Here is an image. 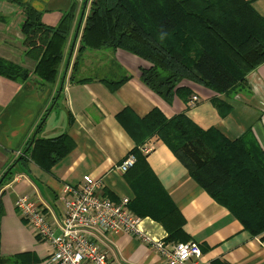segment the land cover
I'll use <instances>...</instances> for the list:
<instances>
[{
  "label": "crops",
  "instance_id": "1",
  "mask_svg": "<svg viewBox=\"0 0 264 264\" xmlns=\"http://www.w3.org/2000/svg\"><path fill=\"white\" fill-rule=\"evenodd\" d=\"M23 1L41 12L46 25H56L71 2ZM246 1L264 18V0ZM29 30L20 9L0 0V57L31 68L21 43ZM70 48V43L66 44L57 76L50 84L40 85L35 75L24 82L0 76V180L10 167L13 171L8 183L0 185V257L15 258L6 264H45L44 259L52 251L47 242L34 237L14 206L13 197L29 196L45 209L50 223H57L61 214L56 194L64 186L79 185L85 175L101 179L103 195L113 202L127 198V207L135 215L152 211L158 192H162L160 196L165 194L183 219V240L195 241L204 258L213 264H264V240L245 231L197 184L184 162L158 135L137 120L159 109L167 118L184 113L201 129L215 127L229 139L250 128L264 151V61L223 93L181 81L180 87L199 98L197 105L188 107L189 96L175 95L169 104L145 85L140 71L149 68L150 63L122 49L111 54L103 51L104 55L88 51L79 76L89 77L84 71L93 67V72H86L90 80L71 81ZM91 58L93 63L88 64ZM124 75L127 79L118 87L111 88L105 82ZM215 99L228 106L227 113L219 114ZM122 111L127 112L124 121L131 125V132L118 120ZM61 134H66L74 147L47 171L29 156L30 151L35 140ZM28 140L33 144L26 153ZM149 142L152 149L140 150V158L126 173L115 169L136 145L140 148ZM20 155L26 158L25 165L17 162ZM143 217L153 222L146 223L147 229H154L158 236L165 232L160 222L148 215ZM107 247L115 264H162L152 248L129 235L110 234Z\"/></svg>",
  "mask_w": 264,
  "mask_h": 264
},
{
  "label": "trees",
  "instance_id": "2",
  "mask_svg": "<svg viewBox=\"0 0 264 264\" xmlns=\"http://www.w3.org/2000/svg\"><path fill=\"white\" fill-rule=\"evenodd\" d=\"M2 1L18 7L30 26L22 46L33 68L0 57V76L13 81L24 82L32 74L40 85L55 80L78 9L80 21L86 10L88 13L71 81L90 80L79 78L85 52L102 50L111 54L122 49L150 63L149 68L141 69L140 79L170 104L175 95L182 98L188 93L175 89L181 78L223 93L264 61V18L246 0H71L54 26L45 25L41 12L28 2ZM126 77L107 84L118 87ZM213 104L220 115L229 110L219 100H213ZM126 113L122 111L117 117L131 132V125L124 121ZM137 120L159 136L184 162L197 184L244 230L264 240V152L250 128L238 138L229 139L215 127L201 129L184 113L167 118L159 109ZM27 142L28 147L31 141ZM138 146L132 149L136 161L141 156ZM73 147L69 137L61 134L35 140L29 156L49 171ZM17 162L25 165L26 158L20 155ZM12 174L10 167L0 185ZM161 193L154 199L152 211L135 213L160 222L168 240L186 239L181 215ZM13 259L0 257V264Z\"/></svg>",
  "mask_w": 264,
  "mask_h": 264
},
{
  "label": "built area",
  "instance_id": "3",
  "mask_svg": "<svg viewBox=\"0 0 264 264\" xmlns=\"http://www.w3.org/2000/svg\"><path fill=\"white\" fill-rule=\"evenodd\" d=\"M195 99L191 101L192 104ZM139 149L145 152L151 147L145 145ZM135 161V155L129 152L115 169L123 174ZM103 186L101 179L85 175L80 187L64 189L61 195L66 201L65 211H62V232L58 235L54 233L56 227L46 219L36 202L26 196L13 198L14 206L20 210L37 239L53 246L45 264H115L107 256L106 250L100 247L99 235L105 232L135 235L162 252L165 264H211L199 258L200 250L196 244L165 243L162 238L147 231L146 223L153 222L133 214L127 207V198L113 202L104 196Z\"/></svg>",
  "mask_w": 264,
  "mask_h": 264
},
{
  "label": "rangeland",
  "instance_id": "4",
  "mask_svg": "<svg viewBox=\"0 0 264 264\" xmlns=\"http://www.w3.org/2000/svg\"><path fill=\"white\" fill-rule=\"evenodd\" d=\"M80 2V1H79ZM31 5V4H30ZM34 9H36L35 7H34ZM37 10V9H36ZM88 13V10H86V12H85V15H84V17L82 18V20L80 21V18H79V20H78V17H79V9H78V11H77V14H76V16H74V19H73V23H72V26H71V28H70V32H69V35H68V39H67V42H66V44L68 45L69 43H70V53H69V59H71L70 60V62L72 61V59H73V62H74V59H75V56H76V52H77V49H78V46H79V41H80V37H81V34H82V31H83V27H84V22H85V17H86V14ZM46 25V24H45ZM49 26H54V25H49ZM26 36V35H25ZM70 36V37H69ZM22 43V42H21ZM66 46V45H65ZM73 50V51H72ZM88 52V51H87ZM87 52H85V54H84V57H83V59L84 60H86V58L88 57V55L86 54ZM93 53H95L96 55H104L105 53L102 51V50H93ZM86 55V56H85ZM94 55V54H93ZM97 57V56H96ZM95 57V58H96ZM94 58V59H95ZM96 61H94V63H95ZM87 63L88 64H92L93 63V61H92V58L91 59H89L88 61H87ZM72 65H73V63H71ZM21 65V64H20ZM33 65V64H32ZM24 67H26V66H24ZM70 67H72V66H70ZM26 68H28L29 70H31L32 68H33V66L31 67V68H29V67H26ZM59 68V67H58ZM93 68V67H92ZM91 68V69H92ZM91 69H89V70H87V71H89V72H93ZM87 71H84L85 73H84V75H86V76H91V75H89V74H87L86 72ZM71 73H72V70H71V72H70V75H69V79H70V76H71ZM33 75V74H32ZM79 78H81L80 76H79ZM78 79V78H77ZM76 80V79H75ZM183 80H188V81H191V82H195V81H192V80H190V79H187V78H181L178 82H177V84H176V87H175V89H177V90H182V91H185V92H188L187 93V95L186 96H189V97H187V99H186V102H187V105H188V107H193V106H195V105H197V103H198V101H199V98L196 96V95H190L189 94V91L187 90V89H185V88H183V87H180L179 86V84L181 83V81H183ZM105 81V80H104ZM105 82H114V80H106ZM195 83H197V82H195ZM197 84H199V83H197ZM156 93V92H155ZM196 98L195 100H194V102H193V104L191 103V101L193 100V98ZM249 129V128H248ZM244 133V132H243ZM242 133V134H243ZM241 134V135H242ZM240 135V136H241ZM159 137V136H158ZM239 137V136H238ZM237 137V138H238ZM255 139H256V137H255ZM256 141H257V139H256ZM28 143V142H27ZM27 143L25 144V147L24 148H26V153H27V151H29V147L33 144V141L32 142H30V144H29V146L27 147ZM257 143L259 144V142L257 141ZM146 145L147 146H149V147H151V149H152V145L150 144V142L149 143H146ZM166 145V144H165ZM259 146H260V144H259ZM261 147V146H260ZM262 149V148H261ZM263 150V149H262ZM139 151H140V149H139ZM132 152V151H131ZM141 152V151H140ZM264 152V151H263ZM25 153V154H26ZM133 153V152H132ZM27 157V156H26ZM135 163H136V161H135ZM135 163H134V165H135ZM133 165V166H134ZM132 166V167H133ZM131 167V168H132ZM126 173V172H125ZM8 183V182H7ZM6 184V183H5ZM80 185H81V183L79 184V185H77V186H64L63 187V189H62V191L61 192H59V193H57L56 194V202H57V204L60 206V214H61V220L59 221V222H53V225L56 227L55 228V231H54V233L55 234H60L62 231H61V225H62V211H65V207H64V205H65V200L63 201V196L61 195L62 193H63V191H64V189L65 188H70V189H73V188H77V187H80ZM17 196H26V197H28L30 200H32V201H34L32 198H30L29 196H27V195H25V194H16L13 198H15V197H17ZM67 196H68V194H67ZM212 198V197H211ZM13 200V199H12ZM34 202H36V201H34ZM37 203V202H36ZM37 205L38 206H40L41 207V211H42V213L43 214H46V211H45V209L39 204V203H37ZM17 208V207H16ZM225 208V207H224ZM17 210L20 212V210L17 208ZM20 214H21V212H20ZM21 216H22V214H21ZM234 217V216H233ZM22 218H23V216H22ZM235 218V217H234ZM24 219V218H23ZM236 219V218H235ZM25 220V219H24ZM237 220V219H236ZM26 221V220H25ZM26 223H27V221H26ZM28 224V223H27ZM30 228H31V226H29ZM32 229V228H31ZM145 229L147 230V231H149L150 233H152V234H154L155 236H157V237H160V238H162L163 239V241L165 242V243H171V242H175V243H194V244H196L197 245V247L199 248V250H200V255H199V258L201 259V260H206L205 258H204V256H203V253H202V250H201V248H200V246L195 242V241H193V240H191V239H189V240H182V239H176V240H168L167 239V237H168V235H167V233L166 232H162L161 234H160V236H158L155 232H154V229H152V230H150V229H147L146 228V225H145ZM246 231V230H245ZM32 232H33V235H34V237L37 239V237L35 236V234H34V231H33V229H32ZM115 233H121V232H105V233H102V234H100L99 236L101 237V245H100V247L102 248V249H105L106 250V254H107V256L109 257V259L111 260V257L109 256V249H108V247H107V241H108V238H109V235L110 234H115ZM121 234H124V235H129V236H132V237H135L136 239H138V240H140L141 241V239H139L138 237H136L135 235H131V233H127V232H124V233H121ZM253 236H258V235H253ZM259 237V236H258ZM259 239H260V237H259ZM38 240V239H37ZM261 240V239H260ZM143 244H145L146 246H148V247H150V248H152L158 255H159V257L162 259V264H165V262H164V258H163V256H162V252L160 253L153 245H150V244H146V243H144L143 241H141ZM51 247H53L52 246V244L51 243H49V242H47ZM48 257V256H47ZM46 257V258H47ZM44 261H45V259H44ZM43 261V262H44ZM206 261H209V260H206ZM211 264H213L211 261H209Z\"/></svg>",
  "mask_w": 264,
  "mask_h": 264
}]
</instances>
